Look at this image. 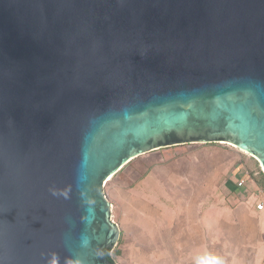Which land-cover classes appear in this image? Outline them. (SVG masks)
Masks as SVG:
<instances>
[{"label":"water","instance_id":"water-1","mask_svg":"<svg viewBox=\"0 0 264 264\" xmlns=\"http://www.w3.org/2000/svg\"><path fill=\"white\" fill-rule=\"evenodd\" d=\"M198 143L264 173V0H0V264H118L106 181Z\"/></svg>","mask_w":264,"mask_h":264},{"label":"rangeland","instance_id":"rangeland-1","mask_svg":"<svg viewBox=\"0 0 264 264\" xmlns=\"http://www.w3.org/2000/svg\"><path fill=\"white\" fill-rule=\"evenodd\" d=\"M245 171L264 180L258 162L228 143L172 146L128 162L103 188L121 230L114 261L264 264V239L242 220L247 199L227 193ZM246 197L256 207L258 198Z\"/></svg>","mask_w":264,"mask_h":264},{"label":"crops","instance_id":"crops-1","mask_svg":"<svg viewBox=\"0 0 264 264\" xmlns=\"http://www.w3.org/2000/svg\"><path fill=\"white\" fill-rule=\"evenodd\" d=\"M151 152H153V151H151ZM255 175H256L255 171L252 173L247 172V171H245L244 174L241 173V176L233 181L234 183H232V185L229 187V189L227 187V189H228L227 193L231 192L230 195H234L235 198L239 197L242 200V202H245V200L247 199L246 205H243V208L241 209L242 210L241 216L242 215L244 216V217L242 216V220H244L243 223L247 224L250 228L257 230L259 232L260 237L262 239H264V233L262 235L260 232L261 231L260 224H264V180H261V177L255 178L254 177ZM241 179L245 180V183L243 186L238 187L236 185V183ZM249 194L257 197L258 203H262L261 209H256V207L252 203V200H251L252 198L249 199L248 197H246V195H249ZM248 233H249V231L246 232V235ZM120 234H121V232H120ZM192 256H193V258L190 261L196 262L197 259L195 258V255L193 254Z\"/></svg>","mask_w":264,"mask_h":264},{"label":"trees","instance_id":"trees-1","mask_svg":"<svg viewBox=\"0 0 264 264\" xmlns=\"http://www.w3.org/2000/svg\"><path fill=\"white\" fill-rule=\"evenodd\" d=\"M105 256L109 259V260H116L117 256H120V251L118 250H106L104 252Z\"/></svg>","mask_w":264,"mask_h":264},{"label":"built area","instance_id":"built-area-1","mask_svg":"<svg viewBox=\"0 0 264 264\" xmlns=\"http://www.w3.org/2000/svg\"><path fill=\"white\" fill-rule=\"evenodd\" d=\"M244 183H245V180L241 179V180H239V181L236 183V185H237L238 187H240V186H243ZM261 208H262V203H257V204H256V209H261Z\"/></svg>","mask_w":264,"mask_h":264}]
</instances>
